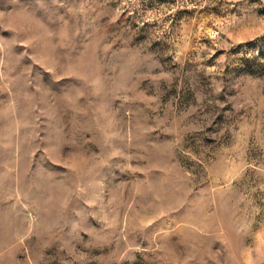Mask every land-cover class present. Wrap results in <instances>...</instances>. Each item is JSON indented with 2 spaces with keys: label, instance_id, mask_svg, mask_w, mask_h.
I'll return each mask as SVG.
<instances>
[{
  "label": "rangeland",
  "instance_id": "obj_1",
  "mask_svg": "<svg viewBox=\"0 0 264 264\" xmlns=\"http://www.w3.org/2000/svg\"><path fill=\"white\" fill-rule=\"evenodd\" d=\"M0 264H264V0H0Z\"/></svg>",
  "mask_w": 264,
  "mask_h": 264
}]
</instances>
